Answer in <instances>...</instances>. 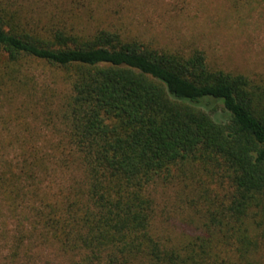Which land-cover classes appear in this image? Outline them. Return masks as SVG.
Returning a JSON list of instances; mask_svg holds the SVG:
<instances>
[{"label":"trees","instance_id":"trees-1","mask_svg":"<svg viewBox=\"0 0 264 264\" xmlns=\"http://www.w3.org/2000/svg\"><path fill=\"white\" fill-rule=\"evenodd\" d=\"M63 16L44 22L23 0H0L8 264L28 260L34 241L69 264H264V74L211 67L196 47L80 31ZM32 64L56 71L67 91L33 99ZM22 91L32 99L16 105ZM38 112L49 146L29 128ZM172 182L199 233L165 243L152 229V188Z\"/></svg>","mask_w":264,"mask_h":264},{"label":"rangeland","instance_id":"rangeland-1","mask_svg":"<svg viewBox=\"0 0 264 264\" xmlns=\"http://www.w3.org/2000/svg\"><path fill=\"white\" fill-rule=\"evenodd\" d=\"M30 14L41 21L52 15H64L76 29L91 32L107 28L123 36L138 38L156 47L188 52L203 50L207 64L248 75L264 74V0H23ZM74 13V18L68 16ZM34 80L33 99L55 101L67 91L63 79L44 65H31ZM0 97V112L11 107ZM32 98L23 91L15 95L18 105ZM6 113V114H7ZM27 113V112H26ZM26 115L30 131L37 143L49 146L47 118ZM152 188V187H151ZM155 213L152 229L165 243L178 242L199 229L188 220L177 182L158 184L152 188ZM31 257L22 264H69V257L55 245L39 242L29 245ZM264 256V250L260 253ZM0 238V264L5 260ZM11 264V263H10ZM15 264H21L17 261Z\"/></svg>","mask_w":264,"mask_h":264}]
</instances>
